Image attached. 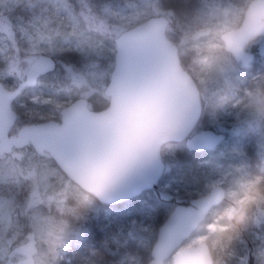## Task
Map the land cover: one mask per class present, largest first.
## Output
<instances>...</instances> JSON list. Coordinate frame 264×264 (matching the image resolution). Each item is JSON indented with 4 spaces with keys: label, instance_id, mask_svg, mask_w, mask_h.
<instances>
[{
    "label": "rangeland",
    "instance_id": "1",
    "mask_svg": "<svg viewBox=\"0 0 264 264\" xmlns=\"http://www.w3.org/2000/svg\"><path fill=\"white\" fill-rule=\"evenodd\" d=\"M217 2L0 0V82L12 90L18 85L17 73L28 71L37 57L57 61L55 72L16 100L19 123L59 121L61 111L78 99L88 100L91 110H103L109 102L105 91L117 52L112 44L154 13L173 17L172 32L183 66L200 86L183 41ZM247 53L254 56V63L245 68L233 62L202 98L204 121L196 133L214 130L230 134L228 140L210 157L193 155L188 165L186 145L164 147L167 179L157 193L166 201L203 197L216 186L223 187L227 196L234 195L242 182L264 174V119L236 106L246 89L264 80V43L251 46ZM20 128L18 124L12 134ZM86 196L91 195L73 183L50 155L40 156L32 146L0 156V264H148L158 230L154 196L119 206L93 198L83 207ZM202 226L185 245L204 242ZM250 248L254 264H264V218L233 243L225 264H249Z\"/></svg>",
    "mask_w": 264,
    "mask_h": 264
},
{
    "label": "water",
    "instance_id": "2",
    "mask_svg": "<svg viewBox=\"0 0 264 264\" xmlns=\"http://www.w3.org/2000/svg\"><path fill=\"white\" fill-rule=\"evenodd\" d=\"M169 25L167 17H154L117 37L115 66L105 91L109 106L101 111L91 110L88 100L78 99L61 111L60 121L24 125L13 135L18 122L15 101L25 89L37 87L42 77L55 72L57 61L37 57L28 71L19 72V83L12 90L0 82V156L32 146L40 156L50 155L73 183L91 195L97 190L96 169L114 154V105L130 94L152 92L161 84L168 88L169 112L152 130L150 149L159 151L160 159L129 158L122 165L119 184L97 200L119 206L158 190L166 171L163 149L167 145L186 143L190 152L198 154L216 151L226 140L223 133L203 130L194 134L203 116V102L198 83L183 66L178 45L168 36ZM236 62L247 68L254 56L247 53ZM227 197L226 190L216 186L206 196L177 204L158 232L148 264H167L169 260L173 264H210L203 243L195 259L191 248L179 258L176 253ZM252 252L250 264H254Z\"/></svg>",
    "mask_w": 264,
    "mask_h": 264
},
{
    "label": "clouds",
    "instance_id": "3",
    "mask_svg": "<svg viewBox=\"0 0 264 264\" xmlns=\"http://www.w3.org/2000/svg\"><path fill=\"white\" fill-rule=\"evenodd\" d=\"M264 43V0H218L185 35L183 44L192 54V71L200 82L203 98L215 77L241 60L247 50ZM169 93L161 84L152 92L133 93L118 101L113 123L114 154L96 169V191L86 196L85 205L113 190L122 179V165L129 159H160L159 151L151 152L152 130L163 122L169 112ZM241 111L264 119V80L245 90L236 104ZM234 195L202 226L206 237L202 247L210 264H225V256L242 233L264 218V174L254 176L237 186ZM209 225L215 229L209 231ZM201 247L190 241L177 253L181 257L191 248L193 259ZM178 264V261H177Z\"/></svg>",
    "mask_w": 264,
    "mask_h": 264
},
{
    "label": "trees",
    "instance_id": "4",
    "mask_svg": "<svg viewBox=\"0 0 264 264\" xmlns=\"http://www.w3.org/2000/svg\"><path fill=\"white\" fill-rule=\"evenodd\" d=\"M160 16H165V17H167L169 20H170V25H169V28H168V36H169V38L176 44V39H175V37H174V33L172 32V21L171 20H173V17L171 16V15H169V14H167V13H154L153 15H152V17L151 18H154V17H160ZM143 23V22H142ZM126 31H128V30H125L124 32H126ZM123 32V33H124ZM122 34V33H121ZM120 34V35H121ZM112 47L114 48V49H116V47H115V45L114 44H112ZM189 72V71H188ZM28 89H30V88H27V89H25L24 91H26V90H28ZM23 94V93H22ZM21 94V95H22ZM16 102V101H15ZM15 104V103H14ZM109 106V102H108V104L106 105V107L105 108H107ZM15 107V106H14ZM104 108V109H105ZM16 111V110H15ZM17 112V111H16ZM18 113V112H17ZM203 121H204V115H203V117H202V119H201V122L199 123V125H198V128L200 127V125L203 123ZM20 122V118H19V113H18V122H17V125L18 124H21V127L22 126H24L25 124H23V123H19ZM197 128V129H198ZM205 130V129H204ZM203 131V130H202ZM223 134H225V133H223ZM225 136H226V140H228V138H229V136H230V134H225ZM226 142V141H225ZM224 142V143H225ZM223 143V144H224ZM176 145V144H175ZM179 146H181V145H177V147H179ZM218 150V149H217ZM216 150V151H217ZM216 151H213V152H210V153H205L204 154V156L205 157H210V156H212L213 154H215V152ZM15 152V151H14ZM188 154L190 155V156H188L187 157V165L188 164H190V159L193 157V155H197L196 153H191V152H188ZM198 155H200V154H198ZM166 163V162H165ZM167 168H168V166H167ZM167 170V169H166ZM166 179H167V176H166V173H165V175H164V177H163V179H162V181H161V183H160V186L161 185H164L165 183H166ZM148 194H152L153 196H154V200H153V202H152V205H153V207L155 208V210H157V216H156V218H155V220L156 221H158V226H157V228H158V230H157V236H158V232H159V230H160V228L163 226V224L165 223V221L169 218V216L171 215V214H168L167 215V212H169L170 211V213H172L173 211H174V209H175V207H174V205H173V202H172V199H171V202L170 201H166L162 196H160L158 193H157V191H152V192H149V193H146V194H144V195H142L140 198H144L146 195H148ZM140 198H138V199H140ZM194 198H198V197H196V196H194V197H191V198H188V199H186V200H183L184 202H182V203H185V202H188L189 200H191V199H194ZM135 200H137V199H135ZM135 200H133V201H135ZM220 206H222V204L220 205ZM220 206H218V207H216L215 209H217V208H219ZM215 209H213L211 212H210V214H209V216H208V218H207V220L209 219V217H210V215H211V213L215 210ZM166 210V215L164 216L165 218H164V220L163 221H160L159 220V216L164 212ZM168 210V211H167ZM161 219V218H160ZM203 225V224H202ZM199 230V229H198ZM198 230L196 231V233L194 234V236H196V234H197V232H198ZM156 241H157V238H156ZM154 247V246H153ZM251 251H252V249L250 248V257H251ZM253 253V252H252ZM249 262H250V260H249ZM250 264V263H249Z\"/></svg>",
    "mask_w": 264,
    "mask_h": 264
},
{
    "label": "flooded vegetation",
    "instance_id": "5",
    "mask_svg": "<svg viewBox=\"0 0 264 264\" xmlns=\"http://www.w3.org/2000/svg\"><path fill=\"white\" fill-rule=\"evenodd\" d=\"M17 77H19V72L17 73ZM18 83H19V78H18ZM60 120H61V117H60ZM60 120H59V121H60ZM182 144L186 145V143H182ZM172 201L176 203V206H177V204H179V203H177V202L175 201V198H173V197H172ZM181 203H182V202H181Z\"/></svg>",
    "mask_w": 264,
    "mask_h": 264
}]
</instances>
